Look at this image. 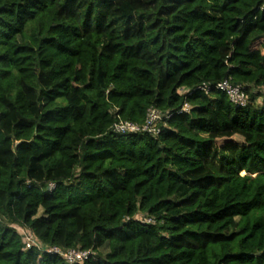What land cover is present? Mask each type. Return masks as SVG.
<instances>
[{"label":"trees","instance_id":"1","mask_svg":"<svg viewBox=\"0 0 264 264\" xmlns=\"http://www.w3.org/2000/svg\"><path fill=\"white\" fill-rule=\"evenodd\" d=\"M263 5L0 0V264H264Z\"/></svg>","mask_w":264,"mask_h":264},{"label":"built area","instance_id":"2","mask_svg":"<svg viewBox=\"0 0 264 264\" xmlns=\"http://www.w3.org/2000/svg\"><path fill=\"white\" fill-rule=\"evenodd\" d=\"M264 9V5L262 7ZM216 89L224 92L227 94L229 100L237 107H244L247 104L248 97L244 93V90L239 86H233L230 81H225L221 84H218L216 86ZM198 90L209 93L211 90L210 86L204 85ZM190 110V107L188 105H185L183 110L180 111L181 113H188ZM170 113H164L160 110L156 109H150L148 112V116L146 119L145 124L142 127H139L137 125L131 124V123H121L114 126V131L117 133H149L151 135H158L160 133L159 125L163 123L166 119L171 118ZM50 189H53L54 187L51 185L49 187ZM147 223H150L151 220H146ZM25 240H26V247L32 248L34 246L39 247L42 249L41 245L38 243L37 240L33 237V235L25 234ZM46 253L51 255H56L62 257L67 263L69 264H78L83 263L90 259L91 252L89 251H81V250H61L59 248H46L43 249Z\"/></svg>","mask_w":264,"mask_h":264},{"label":"rangeland","instance_id":"3","mask_svg":"<svg viewBox=\"0 0 264 264\" xmlns=\"http://www.w3.org/2000/svg\"><path fill=\"white\" fill-rule=\"evenodd\" d=\"M260 101H261V100H260ZM260 101H259V102H260ZM141 220H142V219H141ZM143 220H144V219H143ZM21 232H22V234H23V231H21ZM103 253H104V250H103Z\"/></svg>","mask_w":264,"mask_h":264}]
</instances>
